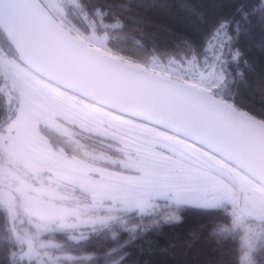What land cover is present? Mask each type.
Instances as JSON below:
<instances>
[{
  "label": "snow or ice",
  "instance_id": "6c2138e0",
  "mask_svg": "<svg viewBox=\"0 0 264 264\" xmlns=\"http://www.w3.org/2000/svg\"><path fill=\"white\" fill-rule=\"evenodd\" d=\"M45 11L42 0H0L9 56L61 65L110 101L102 106L122 123L100 129L113 152L88 172L95 187L81 185L83 202L37 217L24 235L5 217L0 252L8 264H212L191 245L175 253V243H161L184 227L175 212L153 218L162 207L237 206L220 182L234 183L232 170L256 179L238 161L246 152L264 157V2L85 0L80 15L92 18L90 30L63 9ZM108 30L141 40L113 47ZM6 69L0 52V80L15 90ZM247 207L264 219V210ZM13 239L18 256L7 254Z\"/></svg>",
  "mask_w": 264,
  "mask_h": 264
},
{
  "label": "rangeland",
  "instance_id": "374dc122",
  "mask_svg": "<svg viewBox=\"0 0 264 264\" xmlns=\"http://www.w3.org/2000/svg\"><path fill=\"white\" fill-rule=\"evenodd\" d=\"M42 3L48 13L53 16L61 9L64 10L66 3L80 15L77 0H42ZM69 22L71 23V21ZM85 23L90 30L92 25L88 22ZM0 52L5 56L6 70L9 72L10 82L15 88L12 90L2 80V91L7 104L13 102L14 98L16 100H14V114H22L25 118L34 120L37 124L35 127L38 131L37 134L43 140L45 138L39 133V125L57 131L68 140L75 136L78 148L84 153L83 156L86 159L104 161L110 158L111 155L109 154L104 157L98 151H94L95 153L88 151L81 142L89 137L81 131L89 130L98 134L101 127L110 129L113 124L122 123V118L38 78L25 69L16 57H10L8 48L0 46ZM13 120L14 123L9 126L12 127L14 134L18 136L23 132L28 138L34 135L32 129L20 123L21 118L16 119L15 116ZM21 126L23 127L19 129L18 127ZM71 127H76L81 131ZM102 134L106 136L110 133ZM91 140L96 141L95 139ZM37 145L40 143L37 142ZM38 156L34 158L27 151L7 143L3 135L0 134V207L6 212L7 218L14 221L15 230L21 235L28 234L33 230L37 217L54 216L74 211L78 204L84 200V193L80 190L81 185H87L89 189L95 187V185L88 183L85 179L87 175H83V171L65 170L53 162L49 166L46 161ZM80 162L93 168L92 171L100 169V167L89 165L86 162ZM232 174L234 183L221 182L232 190L238 205L234 206L231 200L226 202L228 204L225 202L218 203L230 207L231 227L233 230L241 232L243 245L248 237L263 241L264 219L255 215L253 211H249L247 206H250L255 212L264 210V188L235 170H232ZM172 212H175V215L179 216L182 222L180 210L163 207L158 209V215L153 219L159 220L160 216ZM153 227L155 228L156 225ZM74 235H79V233H74ZM169 235L180 245L186 243L187 237L181 228L169 233ZM13 242L15 243L14 239ZM16 255L18 256L19 253L16 252Z\"/></svg>",
  "mask_w": 264,
  "mask_h": 264
},
{
  "label": "trees",
  "instance_id": "16d2710c",
  "mask_svg": "<svg viewBox=\"0 0 264 264\" xmlns=\"http://www.w3.org/2000/svg\"><path fill=\"white\" fill-rule=\"evenodd\" d=\"M85 0H77L79 8L81 10V5ZM91 2V0H89ZM264 2V0H261ZM64 10L68 15L69 21L72 24L79 26L88 30L85 22L93 24V20L89 17L88 20H84L80 17L79 13L76 12L72 6L68 3L65 4ZM97 31H101L100 25L95 24ZM108 38L113 47H120L125 41H132L133 43L129 44V47L137 48L135 44L136 40H141L138 34L129 33L124 34L118 31H107ZM7 40L0 34V46L6 47L9 49ZM10 50V49H9ZM17 59V58H16ZM3 81L0 80V130L7 126L15 117L14 111V100L10 104H7L6 97L2 91ZM16 101V100H15ZM77 131H81L76 127H71ZM38 130L41 136L45 138L51 149L57 153H60L64 157L78 159L82 162H86L89 165L100 167L102 161H94L86 159L83 156V152L78 148V142L75 141L76 137L68 140L63 135L59 134L53 129H48L45 126L39 125ZM89 138L85 139L82 145L87 147V150L95 153L98 151L107 157L113 152L112 146L109 144V140L103 136L101 131L98 134H95L89 130H83ZM95 139L96 141H92ZM80 143V144H81ZM99 143L103 144L100 145ZM82 147V146H79ZM110 157V156H109ZM230 207L226 204H219L213 207V210H196V209H185L180 210L182 214V224L184 227L181 230L187 237L186 243L180 245L174 238L170 235L168 240H161L162 244L167 245L169 242L175 243L176 247L170 249V251L179 253L185 247L187 248L191 245L192 249L199 250L202 253L208 254L211 258L212 264H239V257L243 250V244L241 240V232L238 230L232 229V217L229 213ZM7 217L4 209L0 207V224H2L4 218ZM7 235L3 232L2 227H0V236ZM52 239L59 241V237H56L55 234H51ZM264 241V240H263ZM17 252L16 248L13 245L8 246V255L11 253ZM5 253L0 252V264H8V261L4 258ZM154 259H163L162 257H156ZM255 259L257 264H264V248L256 253Z\"/></svg>",
  "mask_w": 264,
  "mask_h": 264
},
{
  "label": "water",
  "instance_id": "95a60500",
  "mask_svg": "<svg viewBox=\"0 0 264 264\" xmlns=\"http://www.w3.org/2000/svg\"><path fill=\"white\" fill-rule=\"evenodd\" d=\"M44 14L47 15L49 13L46 10ZM25 15L31 17L33 14L31 12H27ZM2 34L6 40L9 38L8 33L5 32ZM16 58L25 69L45 82L75 95L90 104L109 111L102 105H108L111 103L110 101L105 99L100 92L93 90L88 84L78 82L68 76L61 65L42 59H34L28 52L18 54ZM238 163H240L241 166L244 167L247 172H250L256 179L252 180L248 175L240 172L242 175L249 178L259 186L264 185V157L255 152H246L241 155Z\"/></svg>",
  "mask_w": 264,
  "mask_h": 264
},
{
  "label": "crops",
  "instance_id": "0c3cea01",
  "mask_svg": "<svg viewBox=\"0 0 264 264\" xmlns=\"http://www.w3.org/2000/svg\"><path fill=\"white\" fill-rule=\"evenodd\" d=\"M16 119H20V123L23 126H26L27 128L32 129V132L34 135H32L31 137H26L23 132H21V135H16L13 133L11 124L14 123L11 121L7 126H5L3 129L0 130V134L3 135L4 140L11 144V145H15L17 147H19V149L25 150L28 153H30V155L32 157L35 158V156L41 157V159H43L44 161H46L49 166H51V162L56 163L60 168L65 169V170H81L83 171L80 172L83 175H87V172L92 171L93 168L87 166L86 164L81 163L80 161L78 162L77 160H73L71 158H67L64 157L60 154H56L57 152L51 150V147L49 146V144L47 143V141L43 140L38 134H37V129H35V127L37 126V124L35 123L34 120H30L28 118H25L24 115L22 114H15ZM15 119V117H14ZM10 125V126H9ZM23 126L18 127L19 129H21ZM17 129V128H16ZM18 131V130H17ZM23 131V130H22ZM20 132V131H18ZM26 132L29 135V132L26 130ZM38 135V136H37ZM36 137V139H34ZM40 137V138H39ZM37 142L40 143V145H37ZM220 187L224 190H227L228 192L232 193V190L225 185L223 182H220ZM228 200H223L220 201L219 203H223V202H227ZM219 203H217L216 205H219ZM228 204V203H226ZM214 205V207L216 206Z\"/></svg>",
  "mask_w": 264,
  "mask_h": 264
},
{
  "label": "clouds",
  "instance_id": "9594fccd",
  "mask_svg": "<svg viewBox=\"0 0 264 264\" xmlns=\"http://www.w3.org/2000/svg\"><path fill=\"white\" fill-rule=\"evenodd\" d=\"M262 248H264V241L252 237L246 238L239 257V264H257L255 256Z\"/></svg>",
  "mask_w": 264,
  "mask_h": 264
}]
</instances>
